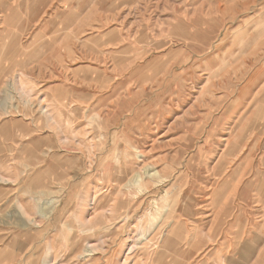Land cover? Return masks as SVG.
<instances>
[{
  "label": "rangeland",
  "instance_id": "rangeland-1",
  "mask_svg": "<svg viewBox=\"0 0 264 264\" xmlns=\"http://www.w3.org/2000/svg\"><path fill=\"white\" fill-rule=\"evenodd\" d=\"M263 86L264 0H0V264H166L172 230L226 238L232 195L242 234Z\"/></svg>",
  "mask_w": 264,
  "mask_h": 264
},
{
  "label": "crops",
  "instance_id": "crops-1",
  "mask_svg": "<svg viewBox=\"0 0 264 264\" xmlns=\"http://www.w3.org/2000/svg\"><path fill=\"white\" fill-rule=\"evenodd\" d=\"M81 2L77 7L84 8L85 5ZM85 3V1H84ZM82 16L85 17V15L82 13ZM78 21L77 28L83 29L85 27L83 18ZM86 30V29H85ZM97 36H101L100 34H97L96 37H89L86 38L87 41H94L96 40ZM82 39V38H81ZM85 53V52H84ZM82 54L83 57L85 56L86 59H84L77 67V71H83L86 72L87 75L85 78L80 79L81 84H89L93 87H99L105 86V83H98L99 82V76L98 79H89V72H98L100 68L98 67V64L95 62L96 60L93 59L92 55ZM89 57V58H87ZM113 68V67H112ZM106 72L107 70L104 69ZM244 172V171H243ZM256 187V186H255ZM253 188L255 192H252V203L253 200L256 199V196L258 197V200L260 198V192L259 187ZM232 191L228 193L231 195ZM227 194V197H228ZM222 191L219 193V197H221ZM237 196V195H236ZM239 196V195H238ZM242 198H244V195H241ZM231 197L228 198L227 207L225 210L221 211V215L223 216L222 222L219 224V228L221 230V235H224L225 239H213L210 234H208V238H205L203 240L197 239V238H190L187 243H182L181 245H178L179 250H170L167 253L162 254H168L166 256V264H264V212L263 210L258 207L257 210L252 208L251 212V224L249 228L245 231L243 229L242 234H239V228L243 225H240L239 222L242 221L244 218V207L239 206L237 214L231 215ZM255 198V199H254ZM256 204L259 205L257 202ZM230 216V217H229ZM234 217L235 222L234 224H231ZM211 219V227L215 222ZM237 231L236 238L230 239L228 238V235L225 233H228L229 231ZM165 259V256L160 257L159 260H161V263L165 264L163 261Z\"/></svg>",
  "mask_w": 264,
  "mask_h": 264
},
{
  "label": "bare ground",
  "instance_id": "bare-ground-1",
  "mask_svg": "<svg viewBox=\"0 0 264 264\" xmlns=\"http://www.w3.org/2000/svg\"><path fill=\"white\" fill-rule=\"evenodd\" d=\"M6 82V81H5ZM6 84V83H5ZM264 87V86H263ZM57 103H59L62 106H65V104L63 103V101L58 97L57 99ZM20 106L18 105L14 110L19 111ZM10 113V111L8 112ZM50 117V115L48 116ZM54 120V117L52 116V118ZM49 120V119H48ZM142 155L139 154L138 158H141ZM147 170V175L148 177H160V173L158 171H155L153 169H146ZM144 173V172H143ZM143 180V176H140V174H137L134 178V183L135 185H137L139 182H141ZM0 181H3V179L0 177ZM221 192V190H216L213 192V195H217L219 196V193ZM218 198V197H217ZM218 199H216L217 201ZM167 207V206H166ZM55 209V207H54ZM53 210L47 211L42 213L43 217L47 218L48 216L52 215V213L54 212ZM206 217H209V215H207ZM153 221H155L157 219V217H151ZM158 225V224H157ZM188 240H190V236L188 234H184L181 231H177L176 233L173 234V230L172 232L169 233V236L162 242L163 245L161 246V250L163 253H167L170 250H179L177 247L178 245H181L182 243H187Z\"/></svg>",
  "mask_w": 264,
  "mask_h": 264
}]
</instances>
